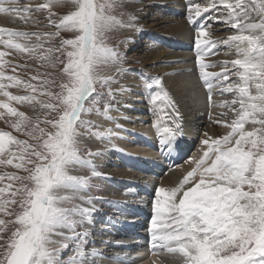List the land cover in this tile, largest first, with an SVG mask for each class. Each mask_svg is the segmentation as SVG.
<instances>
[{
    "label": "snow or ice",
    "instance_id": "obj_1",
    "mask_svg": "<svg viewBox=\"0 0 264 264\" xmlns=\"http://www.w3.org/2000/svg\"><path fill=\"white\" fill-rule=\"evenodd\" d=\"M62 2L47 0L31 6L20 0H0V14L39 23L33 14L46 12L48 24L56 29L50 33L0 29V45L6 49L35 56L42 44L17 41L60 37L61 31L69 34L60 38L55 49L60 54L55 61L63 65L58 91L47 90L52 81H42L46 89L41 94L50 100L39 103L56 114L44 121L51 126L48 131L11 106V102L31 104L37 98L13 95L9 88L23 86L35 93L37 85L6 74V66L13 73L21 66L5 61L6 53L0 51V95L7 98L0 101V108L17 118L5 123L34 141L30 144L0 130V165L26 173L0 174V183L8 181L0 186V213L14 216V220L0 219V225L11 224L14 229L10 235H0V264H98L92 258L103 255L95 249L86 252L88 233L77 230L95 208L92 198L85 195L88 177L74 171L92 165L89 157L94 154H85L83 137L103 135L92 132L93 125L82 114L96 111L108 116L114 77L102 69L115 66L120 54L109 46L107 37L110 30L123 25L112 14L114 0H71V10L57 16L53 8ZM185 16L193 30L195 65L207 90L209 118L214 108L228 109L234 118L229 122L223 119L228 113H221V119L214 122L230 131L217 138L204 133L200 153L189 159L191 170L176 186L156 188L150 243L158 259L153 264H163L160 257H170L174 264H264V0H206L203 4L187 0ZM213 23L228 25L234 33L212 38ZM220 46L228 49L225 55L235 58L205 62L206 57L218 54ZM52 52L49 47L36 58L55 66ZM217 67L221 70H208ZM153 83L161 85L159 79ZM153 83L147 87L151 89ZM225 94L233 98L213 100L214 95ZM104 97L101 113L97 105ZM149 104L156 116L153 126L160 148L170 155L182 136L179 111L162 89L150 96ZM85 202L92 206H82ZM5 230L0 228V233ZM70 247L74 254L62 259ZM109 259L112 264H123L119 254Z\"/></svg>",
    "mask_w": 264,
    "mask_h": 264
},
{
    "label": "rangeland",
    "instance_id": "obj_2",
    "mask_svg": "<svg viewBox=\"0 0 264 264\" xmlns=\"http://www.w3.org/2000/svg\"><path fill=\"white\" fill-rule=\"evenodd\" d=\"M35 1H37V3H46L47 2V0H35ZM20 2H21V4H24L26 2V0H20ZM130 2L131 3L137 2L136 3L137 8L139 5H143L142 8L145 7L144 9H148L150 7L153 9L150 8L152 11H149L146 15L141 16V13H140L141 10L140 9H142V8L140 7L137 11H135L134 8L131 7ZM155 2H156V0H114V3L116 6L113 8L112 14L116 17V19L118 21H120L122 23L123 26L116 27V28H113L112 30H110V32L108 33V37H107V43L109 44V46L117 49V51L120 54V60L115 66H111L107 69H102V71H104L108 75L114 77L113 82L110 84V87L113 89V91H114V85L116 86L118 84H129L130 83V85H127V86L131 87L132 86L131 84L133 82H130V80L128 79V76L125 74H127V72H129V73L133 72L131 74H135L137 72V74L139 76V78H138L139 84H141L140 86L143 85L142 86L143 90L140 89V91H142V93H144L145 96H147L148 94H149V96H148V98H146V97H144V95H138V94H140L139 91L138 92L135 91L138 98L140 99V97H141L142 99L137 100V101H135V100L133 101L131 97L128 98L126 103L128 104V108L132 109V110H134L136 108V104H139V103L144 102L145 105H150L149 104L150 96L154 92L160 91V89H162V88L166 89L168 95L172 98V100L174 102H176L172 92L164 84V81L162 80V75H161L162 70L158 69V67L163 65V64H172V65L184 64V62L187 61V59H185V58L172 59L169 61L165 60L163 57H159V58L158 57L157 58L151 57V59H149V58L145 57L147 55L151 56V53H148V48L155 47V46L159 45V46H161L162 51L166 50V49H170V50H173L176 52L186 51V52H190L193 56L195 55V52L193 50V45L189 46V43L192 40H186V39L178 37L177 34L171 29L174 26V23H172V14H177V15L181 16L182 13L184 12V8L186 7L187 0H183V3H181L182 6H180V7H177L179 5V2H177V1H173L172 3L161 2V3H158V5L154 4ZM196 2L203 4L206 2V0H196ZM27 3H29V1H27ZM156 5H157V7H156ZM159 5H160V7H159ZM160 9H161V11L159 13V18L156 19L155 17H158V16H156L157 14H156V11H154V10H157L159 12ZM70 10H71V2H69L67 0H63V2L58 7L53 8V11L57 13V16L65 15ZM183 14L184 15L181 16L182 18L185 17V13H183ZM33 18L38 20L39 23H33L31 20H29V22H27V23H24V22L20 21L18 18H16L17 22L14 25L15 30L16 31H23V32H33V33H35V32L50 33V32L56 31V29L54 27H52L48 24L46 12L34 13ZM53 19H56V17H53ZM18 20H19V22H18ZM185 20H186V18H185ZM186 22H187V20H186ZM166 23H167V25H166ZM128 24H132V25H134V27L130 28L127 26ZM188 25H189V23H188ZM212 25H211V33H213V31L222 33L219 28H222L223 26L226 27L224 30H222L223 33H225L227 31V25H222V24L218 25L215 23H213ZM159 26H160V30H158ZM163 29H167V32L162 33V32H164ZM141 31H143L144 34L145 33L150 34L151 36L146 35L144 37V35L139 34ZM233 33H234V30L232 32L230 30H228V34L222 36V39L226 38L228 35H231ZM61 37L69 38V34L61 31L60 37H50L49 38V37L42 36L40 38V40L37 41L36 37L33 36V37H31V39L25 38V39H21V40L17 41L20 43H28L30 45L35 44V43L42 44L43 48L37 49L35 56H29V54L27 52L18 53L15 50H9L6 48L3 49V51L6 53V55L4 57L5 61H11L12 64L21 66V67H17L15 73L12 72L11 67L6 66L4 69L5 73L8 75L15 74V75L19 76L22 80L28 81V82H31V83L37 85V91L35 93L31 92V90H26L23 86H21L19 88H9L8 91H10L13 95H35L37 98L36 101H33L31 104H29L27 102H24L22 104H17L16 102H11V106L15 107L18 111L24 112L25 117H27L33 123H36L38 121L39 127L45 128L46 131H48L51 126L47 125L44 121L46 119H52L53 117H55L56 114L51 112V110H49V109L42 108L41 104L39 103V101L49 102V100H50V98L41 94L46 89V86H42V81H43V79H48L49 81H52L53 83L51 84V87L47 88V90H50L53 92L58 91V85L62 79V74H61L60 70L63 67V65L60 64L59 62L55 61V58L60 55L58 52L55 51V49L59 46ZM142 37H144V38H142ZM175 37L179 40H177ZM152 39H154V40H152ZM152 41H154L155 46L151 45ZM49 47H51L53 49V52L51 53V57L55 63V66H51L48 64L47 61L39 60L36 58L42 51L48 49ZM12 58H13V60H11ZM60 59H64V58L60 57ZM192 62H193V65H195V58L194 57L192 59ZM147 70H149L151 73H154V74H151ZM181 70H183L186 73L192 72L191 68H184V69L180 68V69H178V71H181ZM196 70H197V68H196ZM167 74H171V71H169ZM197 75H198V70H197ZM32 76H37L38 79L33 81V80H31ZM156 79H159L161 81V85L159 87L153 83V81ZM232 79H234V77ZM4 82L8 83L7 81H4ZM149 83H153V87L151 89H149L147 87V85ZM136 89H138V88H136ZM99 90L100 89H98V91ZM104 91L106 92V89H104ZM230 95L231 94H225L223 97V100L232 99L233 97H232V95L231 96ZM112 98H114V96ZM106 100H107V97L102 98L100 104L97 105V107L100 108L101 113L104 110L103 104ZM0 101L6 102L7 98L0 95ZM51 102L55 103L54 100ZM216 109L217 108H214V111L212 110V118L218 120L220 118L219 116H220V113L222 112V110L220 109L219 110L220 112H219ZM3 110H4L3 111L4 115H3V117H0V130L10 131L12 133V135L17 137L18 139L28 140V142L30 144L34 143V141L31 138H29L28 136L24 135L23 132H17L15 129L11 128L9 124L5 123V120L15 121L17 118L15 116H10L5 109H3ZM190 110L191 109H189V112H188L186 117H183L182 115H180L182 124L185 123L184 118H188V119H192V117L195 118V111L191 113ZM135 112H139V111L135 110ZM142 113L145 115L146 124H149V130L147 128L144 129V126H143V125H145L144 121L140 124L141 121L137 119V116H135L134 119H132L131 117L128 116L129 122L131 124H134L137 126V128H135L134 130L142 131V134L139 137V140L135 141L134 143L126 144L125 146H121V147L123 149H125L127 152L139 155V158H147L148 163H149V161L152 162V160H151L152 155L145 154V152H146V150H153V152H154L153 156H156L155 157L156 159L158 157L160 160H159L158 165H156L155 163L152 162L153 164H149L148 166H146V165H144L145 162H143L142 160L139 159V165H144V166H142L143 169H141L142 171H144L143 172L144 174L140 178L136 177L137 179H145V178L148 179L147 176H150L151 174H153V172L155 170H159V171L170 170L171 167L175 168L176 166L182 165L185 161H187L191 157H193L192 155H194V151H195L194 145L195 144L197 145L198 140L195 141L193 146H190L187 149L188 151L181 157V159L186 157V159L183 161V163H179V162L175 161V159H176L175 157H172L171 155L166 154L167 153L166 149L161 150L160 145L158 143L159 137L156 135V129L154 128L153 125L151 126L153 129L150 128V124L153 121V119H151L149 117L151 114H153V111L151 110V108L149 109L147 107L144 111L142 109ZM202 113L203 112H200V115H203ZM95 114H97L96 111H93L92 113H89V114H82V119L89 121L91 123V125H93V127L91 128L92 132H100L101 133V131L98 129V124L96 121ZM180 114H183V113H180ZM189 115H190V118L188 117ZM153 117L156 119L155 115ZM208 117H209V115H208ZM155 119H154V121H155ZM220 124L221 123H218L217 125L216 124L215 125H216V127H218ZM134 125H132V126H134ZM223 128H227V127H223ZM197 130L198 129H195V133L196 134L198 133L197 134L198 138H200L201 135L203 136L204 132L209 134V132L206 130H202V131L201 130L197 131ZM195 135H193V136H195ZM82 145L84 146V148L86 150L85 154H87L88 152L92 153V149L83 140H82ZM13 150L15 151V148H13ZM171 158H172V160H171ZM90 159L92 160V165L90 168H83V169L78 168L74 171V174L85 175L88 177L89 184H88L87 191H86L85 195L87 197L92 198V204L94 205V208H95V211L91 215V217L81 227H79L77 229L78 231H81V232L86 231L88 233L86 248H85L86 252H90L94 248L95 243L99 244V245L102 244L101 247H103L104 246L103 243L107 242L110 239L109 233L111 230L110 226H112V225L109 224L110 220L102 219V216L100 217V214L103 213L101 211V209H99L100 205L104 204L105 207H111L112 209H114V207H112L110 205V203H114V202H110L112 195L114 197L121 195V194H117V193H122L125 189H129L127 187V184H132V182H134V184H135V182H137V179H135V181H132V180L127 181V179H130L131 177H132L131 179H133L134 175L131 176L130 172L128 173L127 171H125V169H126V170H130L132 172V170L127 168V165L125 166L123 163L117 165V164H114L111 160H109L111 162H108V163H107V161L102 162V163L96 162V164H94L95 161L92 158H90ZM15 162H17V161L14 160V163ZM137 166L138 165H136V167ZM192 166L193 165L188 166V168L185 169V173H187ZM179 170L180 169H178V172H181V170L180 171ZM93 171H95L97 173L95 176L92 175ZM146 171H150V174L146 175ZM4 172H14L17 175H21V176L26 175V173H24L22 169H16L11 165H0V174H2ZM166 174L167 173H163V175H166ZM109 176H111L110 179L108 178ZM158 176L162 177V174H159ZM158 179H156L155 184L161 182V179L159 180L160 182L158 181ZM112 180H114V181H112ZM111 181L113 183H111ZM145 181L146 180L139 181V182L141 183V185L146 186ZM149 182H151V181H149ZM6 184H8V181H4V182L0 183V186H4ZM13 184H14V186H19L18 182L14 181ZM148 186H151V185H148ZM107 187H114L118 190L111 191V190L107 189ZM147 196H148L147 194L144 195L143 193L138 192V195L136 197L138 200H146ZM135 199L131 203H134ZM150 199H151V197L149 196V200ZM120 202H122V201L117 199V201H115V206L119 205ZM124 203L126 206H131V205H129L131 203H129L127 200H125ZM137 203L139 204L138 201H137ZM82 206L91 207L92 205H88L85 202L82 204ZM121 207H123V206L121 205ZM111 213H115V211H112ZM119 214H120V212H119ZM120 216H121V214H120ZM94 217H97V219H95ZM0 219L6 220V221L7 220H14V216H8V215H5L4 213H0ZM101 219H102L103 223H102L101 228H99L101 225ZM117 222L118 221H114L113 223H117ZM149 227H150V225H149ZM0 228L6 229L5 232L0 233V235H4V236L10 235V230H14L12 228L11 224L0 225ZM92 233H95V234H92ZM91 238L92 239L94 238L93 239L95 241L94 245H93ZM0 242H3V241H0ZM72 247H74V246H72ZM72 247H70L69 250L65 251L62 254V259L67 260L70 255L74 254L72 251ZM99 251H101V250H99ZM110 257H113V256H110ZM110 257H108L107 255H104V254L102 256V258H104V259H109ZM100 258H101V256H100ZM121 260L123 261V264H138V262H139V264H141V260L137 261V263H136V261H135L136 259H134V258L132 260L122 258ZM133 261H135V262H133Z\"/></svg>",
    "mask_w": 264,
    "mask_h": 264
},
{
    "label": "bare ground",
    "instance_id": "obj_3",
    "mask_svg": "<svg viewBox=\"0 0 264 264\" xmlns=\"http://www.w3.org/2000/svg\"><path fill=\"white\" fill-rule=\"evenodd\" d=\"M27 1H29V3H27ZM67 1L71 2V0H67ZM173 1L179 2V5L177 7L182 6L181 3H183V0H156V2L154 4L158 5V3H161V2L172 3ZM194 1L196 2V0H194ZM136 3L137 2H133L130 4L131 7H133L135 11H137L140 7L142 8V6H143V5H139L137 8ZM24 4H29L31 6H34L35 4H37V1L26 0V2ZM157 5H156V7H157ZM159 7H160V5H159ZM144 8L145 7L140 9L141 10L140 11L141 16L146 15L149 11H152L151 9H153L151 7H150L151 9L150 8L144 9ZM161 9L159 10V12L157 10H154V11H156V14H157L156 16H158V17H155L156 19L159 18V13H160ZM16 22H17V19H14V18L9 17V16H5L4 14H0V29H14L15 30L14 25L16 24ZM18 22H19V20H18ZM172 23H174V26L171 29L177 34V36L180 38L186 39V40H192L189 43V46H192L193 45V30L188 25L186 20L184 18H182L180 15L172 14ZM166 25H167V23H166ZM158 28H159L158 30H160V26ZM163 30H164V32H162V33L167 32V29H163ZM228 30H230L231 32L233 31L232 29H230V27L228 25H227V31L225 33L213 31L212 38L222 39V36L228 34ZM139 34L144 35L143 31H141ZM152 40H154V39H152ZM177 40H179V39H177ZM151 45L155 46L154 41H152ZM4 48L5 47L3 45H0V51H3ZM227 52H228V49L222 46V47H220L217 55L211 56V57H206L205 62L223 61V60H229V59L235 58L234 56H232L230 54L225 55V53H227ZM148 53H151V56L147 55L145 57H147L149 59H151V57H156V58L157 57L158 58L163 57L167 61L172 60V59H180V58L187 59V61L184 62V64H175V65L163 64V65L159 66L158 69L162 70V73H161L162 80L164 81V84L172 92L174 99L176 100L175 104H176V108L179 111V114L183 113L180 115H182L183 117H186L188 112H189V109H191L190 110L191 113L195 111V118H193V117H192V119L184 118L185 123L181 124V131H182V134H185V138L178 140V145H177L176 149L174 151H172L170 155L172 157L176 158L175 161H177L178 159H181V157L188 151L187 149L190 146H193L194 142L198 140V143L196 142L197 145L196 144L194 145L195 151H194V155H192V156H196L198 153H200V149H201V143L200 142L202 139L205 138L204 133H206V132H204V133L202 132L203 136L201 135L202 134L201 133L200 134L201 137L199 136L200 138H198L197 137L198 133L197 134L195 133V129H198L201 131L202 130L208 131L209 132L208 135L212 138H217V137H221L223 135H226L227 132L230 131V129L229 128H223V127H227L223 123H221L218 127H216V125L218 124V123L214 122L216 119H213V118L210 119L208 117L209 108H208V103H207V92L205 91L206 89L203 86V82L199 80V76L197 75L196 66L193 65V62H192V59H193V57L195 58V55L193 56L190 52H186V51L176 52V51H173L170 49H166V50L162 51L161 46H159V45H157L155 47L148 48ZM11 60H13V58ZM180 68L181 69L182 68L183 69L184 68H191L192 72L186 73L183 70L178 71V69H180ZM208 70L209 71H220L221 69L219 67H217V68L208 69ZM147 71L150 72L149 70H147ZM169 71H171V74H167ZM131 73H133V72H130V73L127 72V74H125L128 76V79L130 80V82H133L131 84L132 85L131 87L127 86V85H130V83L129 84H118L116 86L114 85V91H113L114 98H112V100L110 101L112 106L108 112V116L105 117L104 115H100L98 113L95 114L96 121L98 124V129L101 131V133L103 135L100 137L93 136V135H91V136L86 135L85 137H83L82 140L92 149V153L94 155H92L89 158H92L95 161L94 164H96V162L102 163V162H106V161H107V163L112 161L114 164H117V165L123 163L125 166L127 165V168L132 170V172H131L130 170L125 169V171H127L128 173L130 172L131 176L134 175V178L132 179V181H135V179H137L136 174H139L141 176L144 174L143 172H141L142 171L141 169H143L142 166H144V165L148 166L149 164H153V163L158 165L160 159L158 157L156 159L155 158L156 156H153V154H154L153 150H146L145 154L152 155L151 160L153 163L151 161H149V163H148L147 158H139V155L127 152L125 149H123L121 147V146H125L126 144H131V143H134L135 141L139 140V137L142 134V131L134 130L135 128H137V126L134 124H131L129 122L128 116L131 117L132 119H134V117L137 116V119L141 121L140 124L144 121V124H145V125H143L144 129L147 128L149 130V124H146V122H145V115L142 113V109L144 111L148 107L149 109L151 108V110H152V106L151 105H145L144 102L136 104V108L134 110L128 108V104L126 103V101L128 100L129 97H131L133 101L134 100L137 101V100L142 99L141 97H140V99L138 98L135 91L140 92V94H138V95H144V93H142V91H140V89L143 90V88H142L143 85L140 86L141 84H139V80H138L139 76H138L137 72L135 74H131ZM151 74H154V73H151ZM136 88H138V89H136ZM162 90L167 92V90L164 88H162ZM148 96H149V94L147 96L144 95V97H146V98H148ZM223 97L224 96L214 95L213 100L214 101H221V100H223ZM220 109L221 108H217L216 110L219 111ZM135 110H138L139 112H135ZM221 110H222L221 113H223V112L228 113L227 117H223V119H227L230 122L231 119L234 118L233 114L228 109H221ZM3 111H4L3 108H0V112L3 113ZM213 111H214V109H213ZM200 112H203L202 113L203 115H200ZM221 113L219 116L220 118L218 117L219 119H221ZM153 116H154V114H151L149 116L151 119H153L152 123L150 124L151 129H153L151 126L153 125V122L155 119ZM188 117L190 118V115ZM180 122H181V117H180ZM132 125H134V126H132ZM245 127L248 128L249 126L246 125ZM193 135H195V136H193ZM179 142H181L182 145H180ZM139 159L142 160L143 162H145V164L139 165ZM109 160H111V161H109ZM171 160H172V158H171ZM136 165H138V166L136 167ZM190 165L191 164L189 163V160H187L182 165L176 166L177 168L171 167L170 170H166L164 172V173H167L166 175H163L162 171L155 170L154 172H156L157 176L153 175V174H151L150 176H147L148 179L145 178V180H146L145 185H151L149 187H152L150 191H152L153 194H155V190L159 186H165V187L176 186L183 179V177L186 175L185 169H187L188 166H190ZM132 168H137V171L133 170ZM178 169H180L181 172H178ZM159 174H162V177L158 176ZM110 177L111 176H109L108 178L110 179ZM131 178L127 179V181L131 180ZM156 179H158V181L161 179V182L159 181L160 183L155 184ZM149 181H151V182H149ZM111 183H113V182H111ZM127 187L129 189H132V187H134V182H132V184H127ZM107 189H109L111 191L118 190L114 187H107ZM147 195H148V197H146V200H149L150 195L149 194H147ZM131 204H133V203H131ZM131 204H129V205H131ZM110 205L114 208L116 207L115 203H110ZM120 214H121V217L123 219H128V220L130 219V216H127L124 213H120ZM132 222H134V219H132ZM114 224L115 225L117 224L118 227H116L115 225L110 226V228H111L110 233H109L110 239L107 242L103 243V245H104L103 247H101L102 244H100V245L96 244L95 241L93 240L94 238L92 239L93 245L95 243L93 249H95L97 252L102 253L104 255L110 254L109 257L110 256L114 257L118 253L126 254L127 252H129V251H126V249L122 246V245H124V243H122V240L119 239V236L122 238H126V237L130 238V237L126 236V235L123 236L122 233H119V231L123 229V227H121V224L119 221L117 223H114ZM149 225H150V223H149ZM92 234H95V233H92ZM117 235H119V236L117 237ZM137 241L135 239H133V241H128L127 244L135 245V242H137ZM99 250H101V251H99ZM102 256H101V258L99 256V258L93 257L92 259L98 261V264H112V261L110 259H104V258H102ZM121 257L122 256H120V258ZM133 258L136 259L135 260L136 263H137V261L141 260L140 256H138V257L133 256ZM162 258H163L165 264H174L173 260L170 257H162ZM157 259L158 258L153 256L152 254H148V255L143 256L141 264H153V262L156 261ZM135 261H133V262H135ZM138 264H139V262H138Z\"/></svg>",
    "mask_w": 264,
    "mask_h": 264
}]
</instances>
